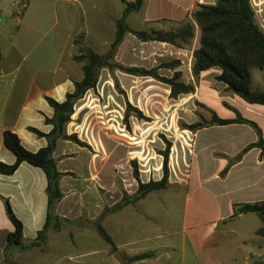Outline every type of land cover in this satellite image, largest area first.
<instances>
[{"label": "crops", "instance_id": "obj_1", "mask_svg": "<svg viewBox=\"0 0 264 264\" xmlns=\"http://www.w3.org/2000/svg\"><path fill=\"white\" fill-rule=\"evenodd\" d=\"M133 1L0 0V163L16 162L4 144L7 131L18 135L30 152L48 146V139L31 129L49 134L53 126L46 119L53 118L54 110L47 98L64 102L75 91L76 82L84 79L82 64L75 60V41L84 34L91 49L105 53L115 40L125 2ZM215 2L145 0L142 10L131 13L127 22L138 30L132 25H136L138 15L142 20L138 31L154 26L170 28L171 22L191 18L197 4ZM135 40L139 42L127 34L119 53L125 52L128 42L134 45ZM150 43L159 44L160 52H166L157 54L159 58L170 53L181 62L179 71L186 72L183 81L195 87V93L182 97L194 107L198 102L208 110L194 115L190 124L200 118L211 120L212 112L221 119L235 120L237 111L255 122L264 138V106L251 105L228 91L216 80L220 74L217 68L193 76L199 34L187 49ZM90 93L85 97H91L89 103L101 114L94 122L90 114L95 108L79 104L84 97L75 106L67 133L76 134L89 147L58 141L54 157L65 176L61 179L64 198L56 213L65 222L59 231H49L42 247L21 250L9 245L15 226L7 215L4 199L9 200L23 224V243H32L47 221L45 172L23 163L13 175L0 173V264H264V237L258 235L263 227L261 219L252 213L233 217L235 205L264 202L262 149L250 150L226 176L221 175L245 148L259 141L253 127L236 123L189 131L190 164L181 179L171 184L176 185L152 192L135 205L100 220L105 209L112 208L119 199L112 203L113 198L101 191L106 187L110 166V146L102 126L106 124L103 110L109 112L107 106H101L100 97ZM223 109L228 114L218 115ZM99 221L113 245L100 236Z\"/></svg>", "mask_w": 264, "mask_h": 264}, {"label": "trees", "instance_id": "obj_2", "mask_svg": "<svg viewBox=\"0 0 264 264\" xmlns=\"http://www.w3.org/2000/svg\"><path fill=\"white\" fill-rule=\"evenodd\" d=\"M145 0H135L125 2L126 9L123 17L117 21V31L115 40L111 44L107 54H99L86 45L85 35H80L76 42L78 55L75 60L82 64L84 79L76 82L75 91L66 96L62 103L52 98H47L49 105L54 110L52 119H46L48 125L53 129L49 134H44L36 129L32 132L39 137L48 139V146L37 152L28 151L22 144L18 135L7 131L4 135L5 147L11 151L16 162L13 165L0 163V173L3 175H13L23 163L40 168L47 177V194L49 199L47 221L44 229L39 232L37 238L30 244L23 243V224L15 216L9 200L4 199L8 217L15 226V231L9 236V245H17L21 250H28L42 247L47 239L49 231H59L65 222L56 213L57 205L64 198L61 190V179L65 174L61 173L57 167L54 157L59 140L71 141L81 147H89L82 142L76 134L68 135L67 126L71 123L75 114L76 104L82 100L89 91L96 90L100 72L107 68L111 73L116 69L135 77L153 78L170 88V98L179 99L182 95L195 93L192 84L183 81V74L178 69L181 67L179 60L165 62L160 67L145 69L139 67H124L111 64L118 47L123 43L127 34H132L143 43L159 42L174 46L177 49H187L193 45L199 34V47L194 51V63L192 73L194 77H199L202 73L212 69H219L220 74L216 80L227 86L228 91L236 94L251 105L264 106V92L255 91L252 88V69H259L264 72V28L259 24L258 14L253 6L252 0H216L215 4H197L188 18L182 22H171L169 30L152 29L134 30L127 22L131 13H138L142 10ZM264 12V9H263ZM166 68L174 71L172 77H163L159 70ZM115 86L120 93L124 94L118 80L114 78ZM125 119L128 121L130 113L134 112L136 117L142 118V112L134 108L127 100ZM235 120L221 119L212 112L211 120L201 118L200 121L191 125H185L187 130L193 133L211 126H225L231 124H248L255 129L259 141L245 148L237 158L222 172L226 176L230 168L240 162L244 155L254 148L262 149L264 153V138L259 126L250 120L244 119L237 111ZM172 144L168 143L166 150L162 153L163 178L159 181L151 180L148 183L140 181L138 173L135 174L139 182V187L134 195L125 194L122 201L114 207L105 209L100 220L106 215L116 213L128 205H135L152 192L168 189L169 186V155ZM137 168L136 162H133ZM233 217L243 214H256L263 223V227L258 231V235L264 237V202L254 204H240L233 208ZM100 236L108 243L114 244L110 235L106 232L100 221L97 226Z\"/></svg>", "mask_w": 264, "mask_h": 264}, {"label": "rangeland", "instance_id": "obj_3", "mask_svg": "<svg viewBox=\"0 0 264 264\" xmlns=\"http://www.w3.org/2000/svg\"><path fill=\"white\" fill-rule=\"evenodd\" d=\"M252 2L257 10L259 24L264 28V0H252ZM136 16L139 19L136 25L133 23L132 25L139 30L142 20L140 21V17ZM163 28L170 29L167 26H154L148 31ZM134 42L135 46L128 42L123 53H119V46L114 58L110 61L111 64L153 69L160 67L165 62L176 61L170 53L162 59L159 58L157 54L163 53L165 55L166 52H160L157 43L142 44L141 41L136 40ZM109 51L110 48L102 55L109 53ZM173 73L166 68L159 70V74L163 77H172ZM251 73L253 90L264 92V72L259 69H252ZM182 74H186L185 70ZM114 78L118 80L124 94L118 91ZM166 90V85L157 80L133 77L120 69L111 73L109 69L104 68L100 72L96 90L89 94L99 96L101 106H107L109 112L105 113V109L103 110L106 124L102 126L105 127L104 137L108 139L110 146V166L106 187L101 191L107 194L108 198H113L110 200L112 203L117 199L120 203L125 194L134 195L137 192L139 182L135 177L136 173L143 183H148L151 180L159 181L163 178L164 158L162 153L166 150L168 143L172 144L169 155V186L176 185L171 184L181 179L190 164L191 140L187 136H191V134L189 133L190 130L184 126L191 125L189 122L194 119V115L198 116L200 112L207 113L208 110L198 102L195 103L194 107L182 96L173 100ZM90 98L86 96L82 100L83 102L79 104H88L90 109L95 108L94 112L90 114V118L96 122L101 113L96 110V106L94 107L92 103H89ZM127 100L134 108L142 112V118L136 117V114L132 112L126 121ZM226 114H228L226 109L218 113L220 116ZM107 132L108 134H106ZM93 137L97 138L98 136L94 135ZM132 138L136 140H131ZM134 142H138V144L132 145ZM89 150L95 153L91 147ZM133 162H136L137 168Z\"/></svg>", "mask_w": 264, "mask_h": 264}]
</instances>
